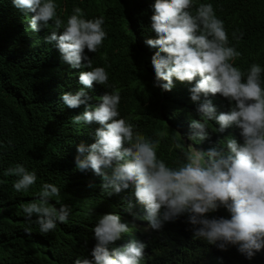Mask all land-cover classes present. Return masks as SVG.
<instances>
[{
  "label": "clouds",
  "instance_id": "9594fccd",
  "mask_svg": "<svg viewBox=\"0 0 264 264\" xmlns=\"http://www.w3.org/2000/svg\"><path fill=\"white\" fill-rule=\"evenodd\" d=\"M12 5L25 16L31 14V30H51L44 39L55 42L63 62L72 69H86L79 72L82 87L60 96L68 108L85 106L71 117L72 124L99 125L93 143L77 146L76 169L100 176L101 191L108 195L130 193L123 198L124 211L132 209L133 198L146 210L141 220L122 219L118 212L99 216L92 229L95 245L73 264H144L151 251V232L166 222L183 224L184 215L193 241L223 251L235 246L240 262L264 264V66L253 62L243 71L234 66L241 53L229 43L213 5L196 6L197 0H154L150 5L149 26L157 38L145 43L157 49L150 60L153 86L171 91L174 79L195 80L189 92L200 119L191 120L188 139L197 144L208 139V122L215 121L217 133L235 125L242 142L229 136L202 151L174 136L173 146L181 155L172 166L157 155L160 140L140 135L121 115L120 89L109 83L106 67L94 66L88 55L96 53L108 35L104 16L86 18L81 7L74 6L62 19L57 0H12ZM243 35L233 31L232 39L238 43ZM94 82L108 91L91 104L87 89ZM215 94L218 101L228 99V111L217 112L209 98ZM4 175L16 177L12 187L17 192L28 191L37 181L36 170L21 163ZM59 196L60 188L45 182L36 199L20 206L27 220L35 218L42 234L68 222L70 206L58 199L59 207L50 202Z\"/></svg>",
  "mask_w": 264,
  "mask_h": 264
},
{
  "label": "trees",
  "instance_id": "16d2710c",
  "mask_svg": "<svg viewBox=\"0 0 264 264\" xmlns=\"http://www.w3.org/2000/svg\"><path fill=\"white\" fill-rule=\"evenodd\" d=\"M57 3L62 19L72 13L74 6L81 7L86 18L104 16L108 35L97 52L88 55L94 66L106 67L109 83L120 89L121 115L136 126L140 135L160 140L159 158L170 166L180 158V150L173 146L174 136L202 151L229 136L242 142L235 125L217 133L215 121L208 122V139L199 144L188 139L191 120L200 119L189 92L195 80L174 79L171 91L153 86L155 75L150 60L157 49L150 48L145 41L157 38L149 26L154 0ZM199 3H211L224 21L229 43L241 53L234 66L242 71L253 62L264 66V0H197L196 6ZM30 15L25 16L13 7L12 0H0V264H73L95 245L92 229L99 216L118 212L122 219L141 220L146 210L133 198L132 209L124 211L122 201L130 193L108 195L101 191L100 176L92 170L76 169L77 146L93 143L99 125L72 124L71 117L82 113L85 106L68 108L60 96L63 91L82 87L79 72L86 69H72L63 62L55 42L44 39L51 30H31ZM233 31L244 34L238 43L232 39ZM106 91L94 82L87 89L89 103H97ZM217 94L209 97L217 112L228 111V99L218 101ZM17 163L37 172L36 183L26 192L14 190V175H4L7 168ZM45 182L60 188V196L50 202L56 204L58 199L67 204L71 214L67 223H57L53 231L42 234L35 218L27 220L20 206L36 199ZM174 221L151 232V251L144 264H244L235 246L223 251L193 241L186 215L183 224L173 225Z\"/></svg>",
  "mask_w": 264,
  "mask_h": 264
}]
</instances>
